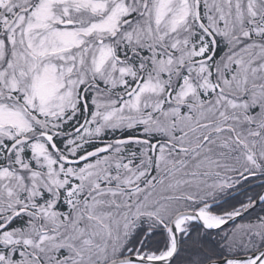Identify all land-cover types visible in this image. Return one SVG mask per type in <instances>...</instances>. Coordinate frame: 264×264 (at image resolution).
<instances>
[{
	"label": "rangeland",
	"instance_id": "obj_1",
	"mask_svg": "<svg viewBox=\"0 0 264 264\" xmlns=\"http://www.w3.org/2000/svg\"><path fill=\"white\" fill-rule=\"evenodd\" d=\"M20 1L15 3L16 6L12 0H0V33L4 32L3 28L6 22V18L2 17L3 11L10 10L15 6L13 10H16L18 7H24V3H27V0ZM251 1H248L247 8H254L253 3L256 4V2ZM230 2L231 0H205L207 11L212 10L213 15L210 18L213 23L212 26L217 32H220L215 25L217 21L220 19L225 21L226 18L233 17ZM193 3V0H152L156 25L164 24L167 19V23H169L166 31H162L159 26L154 32L148 25L141 24L138 26L137 24L138 27L136 26L137 28L143 27L145 32L148 30L147 36L150 39L149 45L153 54L151 58L152 68L146 74L142 84L137 86L138 90L135 89L134 93L129 92L126 97L109 99L103 92L92 90L95 103L94 113L81 127L82 130L79 131L77 137L69 140L70 142L76 140L79 142L77 148L75 146L78 143H75L69 150L74 156L78 152L80 144L89 135H99L106 127L114 128L124 123L134 125L139 122L150 126V122L159 123L162 120L161 123L165 124L166 114L163 115V119L158 118V120L153 118V113L159 112L163 108L170 110L167 112V116L169 118L170 115L179 116V118L177 117V120H180L179 127L181 131L184 130L185 132L180 137L174 134L176 138L173 137L171 140L179 146L177 149L180 152H178L179 150L175 151V148L172 147L174 144L172 146L162 144L159 148L160 151L156 159L157 172L164 173L167 170L170 174H167L161 181L159 179L153 181L155 178L153 177L143 184L142 179L151 170V159L147 152L142 157L143 162L138 165H132V161L123 163V159L114 152L102 155V157L98 156L99 159L83 164L78 168H64L68 158L61 157L58 159L55 153L51 155L47 149L48 137L43 135L30 145L33 150L32 157L37 166L35 170L24 173L12 172L7 167L1 169L0 193L4 195L5 189L10 195L19 199L25 191L24 189H29L34 190L32 191L34 196L35 191L39 193V189L44 184L43 187L48 188L50 192L53 191L56 196L58 190L65 189L69 206L72 207L75 203H79L86 211L82 213V207L79 206L73 210L76 219L64 220L63 230H68V234L64 237L59 234V231L47 234L38 230L39 243L45 239L55 240L58 238L59 247H64L66 252H71L73 247L75 251H81L86 262L94 259L87 264H98L101 260L100 254L102 256L110 254L111 258L118 254L124 244V235L128 233L131 218L139 217V215H153L158 220L169 221L172 215L178 211L189 210L195 203L220 195L222 192L219 187L229 186L222 181L231 179L230 177L233 175L236 177L239 170L245 168L246 162L248 163V154L246 155V153L247 149L250 148L244 145L246 139L254 144L252 148L255 153H252L255 155L253 156L260 155L261 160H263L264 74L262 75V73H264V48L259 50L261 47L258 46L259 44H257L258 47H253L257 55L254 54L253 57L243 58V60L240 57L236 60L237 70L228 79L220 76L221 82L228 83L226 86L231 90H236V92H241L248 85L253 84L251 86L253 96L248 101L229 99L221 94L216 98L217 106H215L214 111H212L213 105L210 104L209 107L208 105L200 106L199 116L189 114L190 108L195 106L189 104V101L196 104L202 103L201 100L197 103L196 89L202 86L207 92L209 89L214 90L215 82L209 80L208 66L211 64L209 58L206 57L208 46L195 52L200 58L197 61L196 71L182 75L181 86H178L175 95L174 93L170 95L171 99L166 94L168 90L166 89L167 81L170 80L174 72H179L180 65L193 58L192 52L182 51L184 48L183 46L180 47L182 45L181 37L175 31L187 23L189 24L194 17ZM132 6L133 1L130 0H38L36 8L32 9L31 12L20 14L14 24L6 31L9 35L8 54L7 47L5 50V44L0 38V61L6 54L8 56L6 68L5 65L0 68V137H14L33 132L35 128L39 134L42 132L40 130L42 126L46 132V126L56 128L59 126L57 121L79 103V98H82L81 88L83 85L92 79H96V77L103 85L110 88H115L117 84H124L128 76H132V80L139 77L131 65L127 68H121L116 64H105V60L110 55L111 47L110 42L105 41V39L120 30L124 19L135 12L136 7L133 8ZM236 8L243 14V0H237ZM147 17L150 18V14ZM135 28L126 30L124 34L126 42L137 43L140 40L138 36L142 35V31ZM166 44H171V48L177 49L179 52L176 56L168 53L166 57L158 60L156 54H163V47ZM257 60H261L262 63L255 65L254 62ZM1 62L3 63V61ZM218 64L217 62L216 66ZM218 69L220 72L221 67ZM192 70L193 68L189 72ZM164 73L168 75L165 83L162 80ZM193 73L197 75L196 80L192 78ZM204 73H206L205 76H202L201 74ZM199 82L200 84H198ZM88 89L91 88L86 87L85 92ZM15 92H18L19 96L22 95V104L15 100L16 96L12 97ZM125 98L126 100H124ZM252 102L257 104L256 106L260 108L263 114L254 119L255 124L262 128H258L257 131L255 128H249L242 133L244 134L242 136L254 134L251 141L248 138H241L239 144L242 145L237 147V152L233 153L230 158L227 156V159L214 154V150L204 152L207 146L191 159L189 151L192 144H195L196 132L201 134L202 132L205 133L209 127H225L227 130H224L223 133H231L232 129L235 128L230 127L227 120L230 123L234 114L228 116V113L239 112V110L249 112ZM168 103H172V107L175 104L178 107L166 108ZM184 103L188 105V109L184 115H181L184 110L181 105ZM217 109H220L218 114L215 113ZM225 113L224 118L227 120L221 118ZM247 115L246 113L244 121L249 122ZM158 126L162 130H166L165 125L160 124ZM200 127L202 128L199 129ZM168 134L172 135L171 131H168ZM23 147L24 144L21 143L17 148L20 158L24 151ZM226 149L228 148L226 147ZM171 154L174 156L171 157ZM248 156L252 158V154ZM19 162L21 169L28 167V163ZM258 162V160H253L252 163L258 164ZM39 169L44 170L46 174L42 184L38 183L40 176L37 172H40ZM222 171L227 174H223ZM61 174L63 177L60 176ZM27 179L33 182L24 183ZM213 179L218 180V182H210ZM22 183L28 185L25 186ZM104 183H114L119 187H107L104 186ZM90 193L91 196L88 200L81 202V197L83 195L88 197ZM32 198L34 199V197ZM32 198L31 203L36 205ZM0 199L3 202V198ZM26 199L24 198L22 201ZM105 201L109 206L108 208H102ZM2 204L0 202V205ZM28 204L29 202L25 203V205ZM32 204L30 205L32 206ZM54 205H56L54 201L48 203L47 206L39 205L37 212H43L45 219L47 221L53 220L59 229L61 226L55 220L57 210ZM109 208H111L109 211L103 210ZM108 212L111 213L108 214ZM111 214L115 217H112L110 222H105L107 216ZM80 219L81 221H79ZM101 222H103L102 227ZM78 229L81 231L80 235L77 232ZM102 231L105 235L102 239H109L108 243L100 240L99 234ZM32 233L36 234V230H32ZM32 233L23 234V237H20V234H6L0 239L9 244L23 239L25 243L30 242L38 247V241L33 239ZM82 238L83 248L76 243ZM263 241L264 220H259L242 224L238 233L231 239V247L234 252L239 245L244 246V252L251 251L261 246ZM61 243L68 244L70 248ZM0 258H3L2 255ZM71 259V262H64L63 264H77L83 260L81 256ZM6 263L8 262L6 261ZM0 264L5 263L0 262ZM32 264L37 263L33 261Z\"/></svg>",
	"mask_w": 264,
	"mask_h": 264
},
{
	"label": "trees",
	"instance_id": "obj_2",
	"mask_svg": "<svg viewBox=\"0 0 264 264\" xmlns=\"http://www.w3.org/2000/svg\"><path fill=\"white\" fill-rule=\"evenodd\" d=\"M130 1H133L132 7H136L135 12L128 16L129 18L125 19L124 23L121 25V29L118 30L115 35L110 36L109 40L113 42V50L115 49L113 56H117L119 61L123 60L125 63L132 64L134 67L133 70L136 71L139 76H142L145 79L146 74L152 68L151 58L153 54L152 48L149 45L150 39H148L149 37L147 36L148 30L145 32L143 27H137L141 24L148 25L152 28V32H154L156 31L157 26H159L162 28V31H166L168 30L169 23H167V19L164 24L156 25V20L154 18L152 9V0ZM193 1L195 2L196 0ZM248 1L250 0H243L244 12L241 14V12H239L236 8L237 0H231L230 4L233 11V17L231 16L230 19L226 18L225 21L221 19L217 21L215 25L220 30V32H217L213 28V23L210 18L213 15L212 10L208 12L205 5V0H199L200 20L198 21L194 14V17L189 22V24L187 23L185 26L175 30L181 37L182 45L180 47L183 46L184 48L182 51H190V53L192 52L194 57L192 58V61L196 60V51L208 46L206 57L209 58V62L211 64L208 67L212 72L211 78L217 82L218 88H222L223 83L221 82L222 80L220 76H224V78L228 79L231 74L234 73V71L236 72L238 65L235 64V62L237 59L241 57V60H243V58H250L251 56L253 57L255 54V48L253 49V47L261 46L259 50L262 49V47L264 48V0H252L251 2H256V4L253 3L254 8H247ZM36 3L37 0H28V2L23 6L32 5L33 7H36ZM193 8L195 9L194 3ZM12 12L13 10H4L2 13L3 17H10ZM149 14L150 18L147 17ZM131 28L140 29L142 31V35L138 36L140 39L137 42L138 44L133 42L128 43L125 41L126 37H124V34L127 29ZM212 35L214 39L212 38ZM0 37H6V35L0 34ZM257 44L259 45L257 46ZM178 52L179 51H177V49L171 48V44H166L163 47V54L158 53L156 54V57L159 60L164 56L166 57L168 53L175 56ZM6 59L8 58L6 57ZM1 61L5 62L7 60L3 59ZM1 61L0 66H2ZM217 62L219 64L216 66ZM259 63L261 64L262 61L257 60L254 62L255 65H258ZM190 65L186 66V63H184L179 66V72L173 71L174 74L170 77V80L167 81L168 84H166V89L173 88V93L177 91L182 75L195 72L196 68L198 67V65L192 63ZM218 67H221L220 72L218 71ZM192 68L193 70L189 72ZM260 72L262 71L260 70ZM167 77L168 75L165 73L162 75V80L164 83ZM131 78L132 76H128V80H131ZM192 78L194 80L197 79L194 73L192 74ZM134 80L135 79H133L132 82ZM251 86H253V84L248 85L247 88L250 89ZM86 87L91 89H88L87 92H85ZM94 89L103 92L106 97H109V99L118 98L120 94H123L122 96L124 97L126 95V88L123 89L122 87H118L116 89H111L110 87L103 85L102 82H98L97 77L96 79L90 80L89 83L84 84L81 88L82 98H79V103L71 108L72 110L70 109V112L68 111L69 113L67 114L66 118H60L57 121L59 126L56 128L53 127V129L50 130L52 133H54L56 130H59V133L55 136V145L57 148H53L49 144V149L57 153L56 156L58 159H60V156L73 159L75 157L78 158L82 154L90 152L95 148L101 147L103 148V156L105 154H111L115 152L117 155H119V158L123 159V163L132 161V165H138L143 162L142 157L143 155H146L147 152V154H149L151 157V170L150 174L144 178V181L142 180L143 184H145L150 178L155 177L153 181H157L158 179L161 181V179L165 178L167 174L169 175L170 172L167 170L164 173L157 172L156 164H154V154L160 151L159 148L161 144L172 146V144H170L172 142V138L174 137L172 131H175L180 126V120H177V117L179 118V116L175 117L170 115V118L167 116V112L170 110H165V113L162 112L163 115L166 114V121L165 124L163 122L161 124L166 126V130H162L158 126V122H150V126L147 124L142 125L141 123L137 122L134 125H128L124 123L114 128L106 127L105 130L99 135H89L80 144L76 155L73 156L70 153L69 150L71 146L75 143H78L77 146H75V148H77L79 142L78 140L74 142H70L69 140L77 137V135L80 133L77 129L81 127L84 122L88 121L94 113L95 103L93 101L92 92ZM83 91L85 92V95L83 94ZM200 94L201 101H203L201 105H204L206 102H208V98L206 97L204 90H201ZM169 107L172 109V105ZM183 109L184 110L181 112V115H184V112L187 111V107L184 106ZM160 116L161 112L156 113L154 115V119H158ZM81 130L82 128L80 131ZM168 131H171L172 135H169ZM182 132H184V130H182ZM65 141L68 143V145H65ZM10 144L11 142L6 141L7 146ZM24 145L27 146V143H24ZM105 146L109 148L104 149ZM2 148L3 143H0V169L5 167L18 168L20 159L18 154L19 150H17L18 147L7 150L4 149L5 151ZM23 148L24 150L26 149L25 146ZM147 148L148 151H146ZM3 155L4 157H2ZM102 155L99 157H102ZM99 157L97 159H99ZM171 157H173V154H171ZM28 158V167L25 168L26 170L23 168L19 169L21 172L28 173L35 170L37 167L30 150L28 151L26 149L23 154L22 161ZM65 163L66 164H64V168H78L81 165H72L67 162ZM39 171L40 172H37L40 176L38 183H41L43 182V178L46 176V174L42 169H39ZM60 176L63 177V174ZM240 179L242 181L240 180V182L235 185V187L232 186V188L226 190L223 197L218 199L221 202L211 208L214 213L225 214L234 211L239 207L250 204L251 202L257 200L264 190V170L255 174H246ZM29 182L33 181L27 179L24 183ZM24 185L26 186L28 184ZM41 188L39 189V193L35 191L34 196L32 193L34 190L31 191L29 189H24L25 191L22 193L19 199L13 195H10L5 189L4 195L0 193V198H3V202L2 199H0V202L3 203L0 205V237L5 231L20 234V237H23V234L29 235L32 233V230H36V234L32 233V236L33 239L37 240L39 244L37 247L34 246V244L32 245L30 242L25 243L23 239L19 242L9 244L3 242L0 239V254L4 255L3 259H0V262L5 264H32V262L35 261L37 264H63L65 257L68 256L65 248L59 247L60 243H58V238L55 240L51 238L45 239L42 243H39L40 237L38 230L48 229L50 231L48 232L49 234L59 231V234L62 237L66 236L68 232L67 229L63 230L62 225L65 223L64 220L60 219L56 221L61 226V228L58 229V226L54 223V221H47L45 219L43 212H37L38 206L42 205V201L45 200L55 201V209L58 211V213L59 210L65 209L66 206L63 203V191L58 190L56 196L54 192H50L48 188ZM32 197L38 201L36 208L33 205H24V202H30ZM24 198L27 199L22 201ZM105 206L106 208L109 207L106 201L102 205V208H105ZM200 206L201 203H199L196 207L194 205L192 209L199 208ZM110 209L111 208L103 210L109 211ZM110 213L111 212H108V214ZM14 215H16V217L13 218ZM107 217L108 218L105 220V222H110L113 214ZM259 220H264V203L258 206L237 223L221 230L209 231L198 223H191L189 225L188 231L181 235V247L179 254L171 264H207L209 262L221 260L226 257L233 258L255 252L258 249L264 247V241L261 246L257 247L256 249H252L251 251L244 252V246L239 245L234 252L233 248L231 247V239H233L234 235L238 233V229L242 224ZM168 225L169 222L167 220L159 222L157 220H153L150 216L143 217L139 220L136 219L130 223L129 230H127L128 233L124 235V244L121 247L118 256L122 257L126 255L127 251H130L129 254H135L138 248L140 252L147 251L149 253L155 254L167 249L170 244V236L167 231ZM102 226L103 222H101V227ZM104 236L105 235H103L102 231V233L99 234L100 240ZM102 241L108 243L109 239L103 238ZM110 241L112 243L111 239ZM6 261L8 263H6Z\"/></svg>",
	"mask_w": 264,
	"mask_h": 264
},
{
	"label": "flooded vegetation",
	"instance_id": "obj_3",
	"mask_svg": "<svg viewBox=\"0 0 264 264\" xmlns=\"http://www.w3.org/2000/svg\"><path fill=\"white\" fill-rule=\"evenodd\" d=\"M18 11V10H17ZM16 11V12H17ZM15 12V13H16ZM64 16V15H63ZM126 18H129V17H126ZM4 26H5V24H4ZM3 34H5L6 35V37H0L1 38V41H3V44H5L4 46H5V50H6V47H7V50H8V52H7V54L9 53V48H8V46H9V35H8V33L6 32V33H4V32H2L1 33V35H3ZM114 51H115V49L113 50V42L111 41V47H110V55H109V58L110 59H106L105 60V64H116V65H118L119 67H128L129 65H131L132 66V64H130V63H125V62H123V60L122 61H119V58L117 57V56H113V54H114ZM7 54H6V56L3 58L4 60H8V59H6V57L8 58V56H7ZM176 56V55H175ZM2 59V60H3ZM6 62L7 61H3V63H2V65H5V68H6ZM0 68H1V66H0ZM209 68V67H208ZM209 70V69H208ZM209 72L211 73V71L209 70ZM140 79V76L139 77H137L135 80H139ZM134 80V81H135ZM144 80V77H142V81ZM133 81V82H134ZM137 81H135L134 82V84H133V82H132V79L131 80H128V78H126V81H125V83L124 84H117L116 85V87L115 88H111V89H116V88H118V87H122L123 89L124 88H126L125 89V92H126V95H125V97L129 94V92L133 89V87L135 86V84H136V82ZM142 81H141V83H140V85L142 84ZM131 86V87H130ZM140 87V86H139ZM138 90V89H137ZM169 94H170V91H169ZM123 94H120L119 96H118V98H121V97H124V96H122ZM16 96V98H15V100L18 102V103H20V104H22V95H18V92H15V94H14V96L13 97H15ZM124 100H126V98L124 99ZM124 100H122V101H124ZM127 100H129V99H127ZM1 101V100H0ZM116 106H118V104H116ZM25 108V107H24ZM166 108H167V106H166ZM163 110H165L164 108H163ZM163 110H160L159 112H154L153 113V118H155L154 117V115L156 114V113H160L161 112V116L159 117V119L160 118H162L163 119ZM66 116H67V114L65 113V116H63V118L65 117L66 118ZM162 121V120H161ZM161 121L159 122V125L161 124ZM142 125H143V123H141ZM50 126V125H49ZM37 128H35V131H33V132H29V133H25V134H21V135H16V136H14V137H10V136H8V137H6V136H2V137H0V143H3V150L4 149H10L11 148V146L13 145V143L15 142V141H17L18 139H25V141L23 142V144L24 143H27V146L26 145H24L25 147H26V149L29 151L30 150V153L33 155V150L30 148V145L33 143V142H35L36 141V139H38V138H41V137H43V135H46L47 137H48V142H49V144L52 146V144L55 142V136L59 133V130H56L55 131V133H52V132H50V130H52L53 129V127H47L46 126V129L45 130H47V132L46 131H44V127L42 126V129H40L42 132H40L39 134L37 133V130H36ZM176 130H178V129H176ZM47 133V134H46ZM178 137H180V132H179V130H178ZM249 135V134H248ZM247 135V136H248ZM253 137V135H250V136H248L247 138L248 139H251ZM174 138H176V137H174ZM230 139L232 140L233 138H232V136L230 137ZM68 140V139H67ZM6 141L7 142H11V144L9 145V146H7L6 145ZM49 144H48V146H47V149H48V151H49V153L52 155H54V153L55 152H53L52 150H50L49 149ZM65 145H68V143L65 141ZM162 145V144H161ZM160 145V146H161ZM19 146V145H18ZM17 146V147H18ZM25 149V150H26ZM25 150L22 152V155H21V158L19 159V161H22V158H23V154H24V152H25ZM5 151V150H4ZM158 153H159V151L156 153L157 155H158ZM55 154H57V153H55ZM176 154H177V152H176ZM155 155V154H154ZM157 155H155V161H154V164H156L157 165V163H156V159H157ZM173 156H174V154H173ZM2 157H4V155L2 156ZM62 156H60V158H61ZM151 158V157H150ZM244 159H246V158H244ZM253 159H254V157H252V158H250V157H248V163L246 162V166H245V168H242V170H239V172H238V175H241L242 177L243 176H245L246 174H247V171L248 170H251V169H256V166H255V164H253L252 162H253ZM29 162V158L28 159H25L24 161H22V163L23 164H25V163H28ZM29 164V163H28ZM240 166H241V164H240ZM240 166H237V167H239L240 168ZM130 167V166H129ZM6 168V167H5ZM7 168H10V167H7ZM27 168V167H26ZM131 168V167H130ZM156 168H157V166H156ZM19 169H21V163L19 162V167L18 168H10V170L12 171V172H21ZM1 170V169H0ZM233 170H235V169H233ZM222 173L223 174H227V173H224L223 171H222ZM150 174V173H149ZM148 174V175H149ZM143 181H144V178L142 179ZM241 180V179H240ZM242 181V180H241ZM142 182V181H141ZM143 183V182H142ZM229 185V184H228ZM109 187H112V188H118L119 187V185H109ZM42 189V188H41ZM63 191V193H64V200H63V203H64V205L66 206V208L65 209H63V210H59V213H58V211L56 212V215H57V218L55 219L56 221H58V220H65V221H67V220H69V219H72V218H74V219H76V217H75V215H74V213H73V210L74 209H76V208H78L79 206L80 207H82L79 203H75L72 207H70L69 205V201H68V195H67V191L64 189V190H62ZM91 196V193L89 194V196L87 197V196H82L81 197V202H84L85 200H88V198ZM32 201H35V204L36 205H33L32 203H31V201L29 202V204L28 205H30V204H32L35 208H36V206L38 205V201H36V199H33ZM51 201H53V200H45V201H42V203L41 204H43L44 206H47L48 205V203L50 204V202ZM25 203H27V202H24V205H25ZM54 203H55V201H54ZM69 206V207H68ZM54 207L56 208V206L54 205ZM38 209V208H37ZM123 209V208H122ZM84 211H86V209L85 208H83L82 207V213H84ZM131 215V214H130ZM133 218H131V220H132ZM130 220V221H131ZM51 221H53V220H51ZM79 221H81V219L79 220ZM42 232H44V233H47V234H49L48 232H50L49 230L48 231H46V229H42L41 230ZM77 232H78V234L80 235L81 234V231H80V229H78L77 230ZM52 233H54V232H52ZM6 234H11V235H16V233H13V232H10V231H5L4 233H3V235L2 236H4V235H6ZM67 234H68V232H67ZM83 239V238H82ZM81 239V240H82ZM77 243V245L78 246H82V244L80 243V242H76ZM64 246H67V247H69L68 246V244H65ZM0 255H2V257L4 256L3 254H0ZM0 259H3V258H0ZM2 263V262H1Z\"/></svg>",
	"mask_w": 264,
	"mask_h": 264
},
{
	"label": "water",
	"instance_id": "obj_4",
	"mask_svg": "<svg viewBox=\"0 0 264 264\" xmlns=\"http://www.w3.org/2000/svg\"><path fill=\"white\" fill-rule=\"evenodd\" d=\"M198 12V6H197ZM102 150H95L88 154L87 158H92L100 154ZM264 202V192L261 196L248 207H246L242 212L238 213L235 216L226 218L225 220H219L214 223H206L201 217V210L198 211H183L178 213L171 221L168 231L172 236V244L170 249L156 258L152 257H143V256H126L123 258L115 259L107 264H171L174 259L177 257L180 250V232L183 221L190 220L191 222H196L203 226L207 230H217L228 226L240 218L244 217L250 211L255 209L261 203ZM208 264H264V248L258 250L255 253L236 257V258H223L222 260L210 262Z\"/></svg>",
	"mask_w": 264,
	"mask_h": 264
},
{
	"label": "bare ground",
	"instance_id": "obj_5",
	"mask_svg": "<svg viewBox=\"0 0 264 264\" xmlns=\"http://www.w3.org/2000/svg\"><path fill=\"white\" fill-rule=\"evenodd\" d=\"M201 217L203 218V220L206 222V223H216L218 220L217 219H215L214 217H211L208 213H207V211H202V213H201Z\"/></svg>",
	"mask_w": 264,
	"mask_h": 264
}]
</instances>
